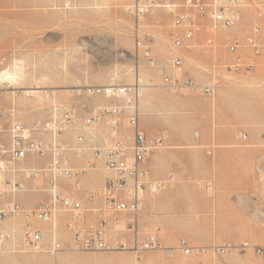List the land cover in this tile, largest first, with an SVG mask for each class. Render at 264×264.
Instances as JSON below:
<instances>
[{
  "label": "rangeland",
  "instance_id": "374dc122",
  "mask_svg": "<svg viewBox=\"0 0 264 264\" xmlns=\"http://www.w3.org/2000/svg\"><path fill=\"white\" fill-rule=\"evenodd\" d=\"M184 2L155 0L140 20L144 44L155 61L151 64L136 47V20L128 12L134 0H0V124L5 128L0 130V145L9 147L8 129L15 121L34 127L49 121L56 106H74L84 121L97 106L108 103L104 97H78L79 86L130 84L138 78L150 84L145 102L140 98L142 129L150 141L167 135L165 147L155 150L146 163L149 176L164 180L166 187L157 194L146 193L137 214L124 212L108 218L111 241H123L127 249L68 250L55 255L22 251L25 220L8 215L0 218V231L15 230L16 237L0 246V264H136L131 249L146 243L152 233L162 249L144 250L143 264H264V257L253 249L223 256L214 250L227 242L264 245V56L256 54L247 41L260 21L257 4L241 0V20L233 27L218 28L212 44L207 43V29L198 33L196 40L203 49L197 53L173 47L176 28L171 7L183 12ZM194 16L207 23V17ZM235 37L242 46L232 52L229 42ZM260 38L264 41V35ZM175 54L184 57L188 76L200 82L217 81L212 95H175L162 85L158 67L167 65ZM238 57L252 62L254 70L228 69ZM15 62L24 67L26 77L13 83L1 75L13 70ZM107 126H95L97 137L87 140V149L79 157L71 150L77 131L57 135L68 163L86 168L84 185L89 184L96 197L90 206L85 195L79 198L97 215L92 218L102 217L104 204L103 196L97 194L102 186L95 183L99 177L104 183L109 175L102 161H94L93 149L109 142ZM42 137L48 142L53 139L51 131ZM33 156L46 160L43 167L52 161L50 151ZM14 175L7 173L6 178L16 179ZM24 184L25 191L41 199L45 195L49 203L52 187L43 181L30 187ZM1 186L5 192L0 195V210L7 209L9 196L17 192ZM65 223L61 217L55 226L60 239L70 241ZM182 240L193 248L192 254L175 250L167 256L164 248H177Z\"/></svg>",
  "mask_w": 264,
  "mask_h": 264
},
{
  "label": "built area",
  "instance_id": "2783aa9c",
  "mask_svg": "<svg viewBox=\"0 0 264 264\" xmlns=\"http://www.w3.org/2000/svg\"><path fill=\"white\" fill-rule=\"evenodd\" d=\"M154 2L155 0H134L128 9L129 14L136 20L134 28L136 47L139 51H143L151 64L155 61L149 47L144 44L140 20L155 5ZM253 2L257 4L260 21L255 25L247 41L253 46L256 54L264 56V41L260 40V37L264 35V0H253ZM183 7L185 8L183 12H176V9L171 7V12L175 13L173 26L176 28L173 47L175 49L186 47L199 53L203 49V44L196 40L197 34L207 29L210 32L207 43L212 44L218 28L232 27L241 20L243 3L241 0H212L211 3L204 0H185ZM196 13L207 17V23L198 20L194 16ZM179 31H182V35ZM241 46L242 41L239 37L229 42V49L232 52H237ZM227 68L231 71H240L244 68L251 73L254 65L238 57ZM158 73L162 78V85L175 95H212L217 87L215 80L200 82L188 76L185 60L181 54H175L168 60L167 65L159 66ZM143 86L142 80L138 78L130 84L113 83L77 87L78 97L104 96L112 100L110 104L97 106L84 121L79 120L74 106L70 109L56 106L49 121L37 123L34 127H27L18 121L12 123L8 129L9 147L0 145V195L5 192L1 186L2 181V185L10 187L14 192L21 188L20 178L35 179L43 174L49 176L52 187L51 199L47 204L36 208H26L11 199L7 209L0 210V218L8 215H20L24 218L25 227L19 245L22 251L47 252L55 255L68 250L89 252L128 248L127 243L123 241L117 243L111 241L108 218L110 215H120L124 212L137 214L142 209L146 193L157 194L166 187L164 180L151 178L146 167L150 155L155 150L165 147L167 135L164 133L154 141H150L141 127L140 98ZM101 123L108 125L109 142L94 147L93 158L94 161H102L110 174L97 192L99 196H103L104 200L103 207L100 209L102 217L89 218L88 214L92 209L86 207L79 197L65 195L56 189V181L60 178H71L78 190L83 189L86 171L85 167L75 168L66 162L64 158L66 149L57 135L77 125L75 147L72 151L82 155L86 150L87 136L90 134L87 131L88 127L98 126ZM122 126L130 129V132L125 134ZM0 130H5L2 123ZM47 131H51L53 135L51 142L42 137L43 132ZM199 136L200 134H197V137ZM241 138L245 139L246 135H242ZM47 151L51 152L52 161L45 168L18 166V163L29 155L44 154ZM209 153L212 151L209 150ZM11 172L15 174L16 179L6 178L7 173ZM85 193L89 201L95 200V192L87 189ZM61 217L66 220L65 226L71 234L70 241H62L60 231L55 226L56 221ZM38 222L51 225V229L46 231L45 227L37 225ZM15 237V230H1L0 246L6 241L14 240ZM149 249H162L154 233L149 236L146 243L135 244L131 249L135 253L136 264H143L142 252ZM164 249L167 256H173L175 250L189 256L193 250L186 240L180 241L177 248ZM248 249H253L258 255L264 257V245H255L250 241L239 244L227 242L214 248L215 252L222 256Z\"/></svg>",
  "mask_w": 264,
  "mask_h": 264
},
{
  "label": "crops",
  "instance_id": "0c3cea01",
  "mask_svg": "<svg viewBox=\"0 0 264 264\" xmlns=\"http://www.w3.org/2000/svg\"><path fill=\"white\" fill-rule=\"evenodd\" d=\"M128 84V83H127ZM98 97H104V96H98ZM105 98V97H104ZM108 100V103H105V104H102V105H107V104H110L112 102L111 99H108V98H105ZM122 130L123 132L126 134V133H129L130 132V129H128L127 127L125 126H122ZM106 135L108 136V133H106ZM44 138V137H43ZM45 139V138H44ZM62 140H65L64 138H62ZM87 149V148H86ZM35 154H31L29 155L28 157H30V159L28 161H25L27 158H25L24 160L22 159L19 163H18V166H24V165H27V166H31V165H36L38 167H43L46 163V160L44 159H41L39 157H36V156H33ZM147 163V162H146ZM147 167V166H146ZM75 168H78V167H75ZM107 170V169H106ZM107 173L110 174V172L107 170ZM108 176V175H107ZM20 178V177H19ZM39 177L35 178V179H24V178H20L21 179V187H24L25 188V184L24 182L26 183V185L28 187L32 186V185H35L41 181H43V183L46 185V186H50L51 187V182H50V178L48 175L44 174L42 176V180H39L38 179ZM100 180L98 183H95L99 186H103V179L102 177H99ZM61 180L58 182V180L56 181V184L58 185H61L62 187H66V190H62L61 192L65 195H74L76 197H81L85 195V201H86V205L87 206H90L92 205V201H89L86 197V193L81 190H78L75 185H74V181L73 179L71 178H60ZM106 179V178H105ZM105 182V181H104ZM83 187L87 188L88 190L90 189L89 188V184L88 185H84ZM51 191V190H50ZM51 195V194H50ZM10 198H8V200H11V199H14L16 200V198H18V201H20L24 206H26V208H29V206H38V204L41 203V205L43 204H46L45 200H46V196L44 195V197L41 199L39 197V195H37L36 193H33L32 191H25L24 189L19 192L18 194V197H16V195H11L9 196ZM40 198V199H39ZM23 206V207H24ZM89 218H92V217H96L97 215L96 214H92V213H89L88 214ZM22 217V216H21ZM23 218V217H22ZM122 223V222H121ZM117 224V222H116ZM38 226L41 227V225L43 227H45L44 229H46V231H48L51 227V225H47V224H43V223H37ZM119 225V224H118ZM121 225V224H120ZM49 226V227H48ZM10 242V241H9Z\"/></svg>",
  "mask_w": 264,
  "mask_h": 264
},
{
  "label": "bare ground",
  "instance_id": "6f19581e",
  "mask_svg": "<svg viewBox=\"0 0 264 264\" xmlns=\"http://www.w3.org/2000/svg\"><path fill=\"white\" fill-rule=\"evenodd\" d=\"M233 27V26H232ZM230 28V27H229ZM215 33H216V31H215ZM23 62V61H22ZM16 63V62H15ZM24 67H22L21 66V64H18V63H16L15 64V68L13 69V70H9V71H6L5 73H3L2 75H1V77L2 78H6V79H8V81L9 82H18V81H20V80H22L23 78H25L26 77V71L23 69ZM142 80V82H143V90L141 91V101H142V103H144L145 102V98H144V93H145V96H147V94L149 95V92L147 93V90H148V88H149V85L150 84H144V79H141ZM151 83V82H150ZM153 85V84H152ZM32 88H36V87H32ZM37 88H39V87H37ZM32 92L33 93H39L40 94V91H38V90H32ZM147 93V94H146ZM77 126V125H76ZM74 127V126H72V127H69V129H68V131H71V132H73V133H75V131H76V129H77V127ZM96 127L95 126H90V127H88V133H90V134H88V140H89V138H91V137H97V131H96V129H95ZM98 130V129H97ZM91 134L93 135V136H91ZM92 140H93V138H92ZM97 140V139H96ZM75 143V142H74ZM87 145V142L85 143V146ZM75 147V146H74ZM74 147L71 149V150H73L74 149ZM76 154V153H75ZM82 155H83V153H82ZM78 157L79 156H81V155H77ZM24 160V159H23ZM65 160H66V162H68L67 161V158L65 157ZM19 167H23V168H31L32 166H27V165H24V166H19ZM34 168H36V167H34ZM42 168H45V167H42ZM44 175V174H43ZM42 175V176H43ZM42 176H40L38 179L39 180H42ZM1 184H2V182H1ZM59 187V185L58 184H56V188H58ZM23 190V187H21L19 190H17V192L16 191H14V192H16L14 195H17L19 192H21ZM9 192V191H8ZM13 192V193H14ZM2 198V197H1ZM3 200V199H2ZM1 201V200H0ZM24 219V218H23ZM116 222H117V224H121V221H118V220H116ZM39 223V222H38ZM41 223V222H40ZM50 229H51V227H50ZM13 241V240H12ZM5 243V242H4ZM134 252V251H133Z\"/></svg>",
  "mask_w": 264,
  "mask_h": 264
}]
</instances>
